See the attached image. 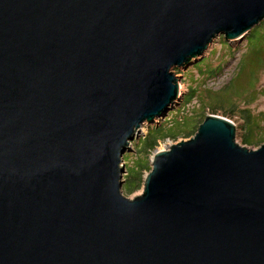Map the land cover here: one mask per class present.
<instances>
[{
  "label": "water",
  "instance_id": "obj_1",
  "mask_svg": "<svg viewBox=\"0 0 264 264\" xmlns=\"http://www.w3.org/2000/svg\"><path fill=\"white\" fill-rule=\"evenodd\" d=\"M263 20L264 0H0V264H264V144L231 119L122 188L184 96L173 69Z\"/></svg>",
  "mask_w": 264,
  "mask_h": 264
},
{
  "label": "rangeland",
  "instance_id": "obj_2",
  "mask_svg": "<svg viewBox=\"0 0 264 264\" xmlns=\"http://www.w3.org/2000/svg\"><path fill=\"white\" fill-rule=\"evenodd\" d=\"M252 30L243 38L242 41H233L227 43V45H224L225 43L221 41L222 39H220L221 35H218L216 36L213 43L208 47V49L205 50L203 57L198 60V62H200V67H196V63H193L186 69H173L174 73L180 78L179 83L181 86V91L184 94H186L191 88L197 89L196 95L193 97V100L188 104L187 107L190 109V111L194 106L201 107L205 102L210 103L211 97L213 95L209 94L211 97L208 96L206 90H212L213 94L217 91L219 92L235 77L238 80H235V83L232 87L233 90L229 91L231 93V99L236 102L237 107L247 108L255 119L258 118L260 123H264L262 120L264 118L263 22L257 26V31L255 29L253 34L251 33ZM235 92H237L239 95ZM182 99L183 97H181L179 102H182ZM200 99L203 100L200 102ZM179 102H177L171 108H176L178 105H180ZM207 113L213 114L210 112ZM237 113L238 114L236 117H234V119L229 118L234 121L236 125L240 122H244L243 115L240 112ZM167 115L168 114H166V116L163 118H159L158 121H155L152 124L160 123V121L165 119ZM217 115L224 116L222 115V112L221 114ZM148 128V124L144 125L142 134H145ZM260 133L264 134V128H260ZM191 137L181 136L178 137L177 140L167 139L166 141H161L159 146L155 149V152L157 150L167 149V147L170 145L178 141L187 140ZM237 141L242 145H246L243 144L239 139H237ZM263 144L264 142H261L257 145L246 146H248L250 149H257ZM132 147L133 148L131 150L133 151L134 144H132ZM155 152L151 155V160L154 158ZM142 192L143 187L139 190H136L132 194L126 195L124 192L123 193L126 196L133 198Z\"/></svg>",
  "mask_w": 264,
  "mask_h": 264
},
{
  "label": "trees",
  "instance_id": "obj_3",
  "mask_svg": "<svg viewBox=\"0 0 264 264\" xmlns=\"http://www.w3.org/2000/svg\"><path fill=\"white\" fill-rule=\"evenodd\" d=\"M262 22L264 24V20ZM255 29L257 31V26L253 28L252 34ZM225 36V33L221 34L220 39L225 43L224 45H227L230 41ZM195 66L200 67V62H197ZM234 78L219 92L213 94L212 90H206L208 96L213 95L210 103L205 102L201 107L194 106L191 111L187 107L196 95L197 89H189L184 94L182 102H179L180 105L168 110L165 119L158 124H151L145 134L140 135L137 140L132 142L134 150L124 155L126 172L122 188L126 195L132 194L144 186L146 175L152 169L151 155L160 142L167 139L177 140L181 136L191 137L207 117V112L213 114H221L222 112V115L231 119H234L238 114L237 112H240L243 115L244 122L236 125L237 139L246 145H257L264 142V134L260 133V128H264V123H260L258 118L255 119L247 108L237 107L236 102L231 99L229 91L233 90L235 80H238ZM202 100L200 99V102ZM262 120L264 121V118Z\"/></svg>",
  "mask_w": 264,
  "mask_h": 264
}]
</instances>
